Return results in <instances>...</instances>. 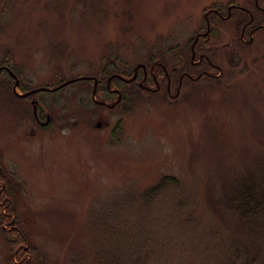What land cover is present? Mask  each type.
Instances as JSON below:
<instances>
[{
    "label": "rangeland",
    "instance_id": "obj_1",
    "mask_svg": "<svg viewBox=\"0 0 264 264\" xmlns=\"http://www.w3.org/2000/svg\"><path fill=\"white\" fill-rule=\"evenodd\" d=\"M3 64L0 211L17 223L0 222V264H115L117 245L134 264L146 236L160 253L139 264L252 246L223 195L264 166V0H1ZM134 73L133 94L108 105L93 79L14 92ZM164 175L176 183L141 219L140 194ZM13 225L33 253L13 250Z\"/></svg>",
    "mask_w": 264,
    "mask_h": 264
},
{
    "label": "trees",
    "instance_id": "obj_2",
    "mask_svg": "<svg viewBox=\"0 0 264 264\" xmlns=\"http://www.w3.org/2000/svg\"><path fill=\"white\" fill-rule=\"evenodd\" d=\"M9 62L10 61L7 60L3 63ZM8 66L11 67V65L9 64ZM140 69L138 72L139 74L137 73V78L139 76H142L143 74V70ZM120 75L123 76L122 74ZM109 78V86L111 85V88H113L112 90L108 87ZM109 78L107 79L106 75L97 78L96 93L101 94L103 98L101 101L106 102V100L115 97L117 93L121 94V100H127L128 97L133 94V82H135L137 78H134L133 80H125L124 78L118 77L116 75L109 76ZM114 106H116V103H114ZM0 182H3L4 184L6 183L5 176L2 174H0ZM172 183H176L174 177L164 175L159 179L156 184L143 189L142 194H140L139 196L140 200H142V203H144V211H142V214L139 215L141 219H143V217L145 216H150L149 212L150 209H152L150 207H152L153 205V198L157 194H159L161 190H165V188H167ZM4 189H0V199L9 198L7 190ZM223 196L229 206L236 211L238 216L237 226L238 228H240L242 234L246 238L250 236L255 240H251L253 241L252 246H244L243 253H241V246L236 242L231 241L230 243H225L223 252L221 251V255L217 256L215 259V264H264V254H262L264 250V242H262L264 241V166L262 167L260 172H257L253 175L244 176L241 179H236L233 188L230 189L229 193H226ZM8 200H6L7 203L4 202L2 206H8ZM179 203L182 204L183 201H180ZM8 208H10V206H8ZM114 211L115 210L112 208L107 213L109 219L112 217L113 219L116 218L117 220L121 219V211ZM12 214L13 213L11 212V209H7L4 214L0 211L1 224L5 220L10 222L11 224L17 223V219L13 217ZM110 221L112 225L116 228L115 224H113V220ZM136 227L137 226L135 224L132 231H135ZM13 229L14 230H12V233L16 235V238L11 241L13 250L18 251L19 249H22L23 253H33V249L30 246L25 245L26 240H24L20 235L21 233L18 230L19 227L17 225H13ZM119 239L123 240L121 236L118 235V239H115L116 244ZM138 240L139 242H137L134 247V264H139L141 262L147 261V258H154L160 253V251L155 247V244L158 245L159 243H156L154 241V238L146 236L142 238L139 237ZM202 245L206 246L203 243L198 242V249L201 248ZM126 248L128 247L124 246L123 248L118 249L117 245L118 250L116 249L114 257H112V260L115 264V257L117 264H128V262H130L131 255L129 256V254H125ZM120 250L121 252L118 255ZM28 264H31V262Z\"/></svg>",
    "mask_w": 264,
    "mask_h": 264
},
{
    "label": "water",
    "instance_id": "obj_3",
    "mask_svg": "<svg viewBox=\"0 0 264 264\" xmlns=\"http://www.w3.org/2000/svg\"><path fill=\"white\" fill-rule=\"evenodd\" d=\"M141 66H143V65H141ZM2 68H3V67H0V70H1ZM6 69L9 70L8 68H6ZM9 72H10L12 75H14L10 70H9ZM135 76H136V73H134L133 77L128 78V79L124 78V79H126V80H132L133 78H135ZM14 77H15V75H14ZM79 79H93V81H94V87H96V85H97V79H96L95 77H91V76H80V77H76V78H72V79H67V80L61 82L60 84L56 85L55 87H39V88L34 89V90H28V91H26V92H24V93H19V92H17V91H16V88H14V90H15V93H16L17 95L22 96V97H25V96L31 95V94H33L34 92H37V91H53V90H57V89H59V88L65 86V85H67V84H69V83H71V82H74L75 80H79ZM15 80H16V81H15V87H16V85H17V83H18V80H17L16 78H15ZM108 82H109V80H108ZM94 89H95V88H94ZM94 93H95V90H93V95H94ZM93 99H94V101H97V100L95 99V95L93 96ZM98 103L106 104L105 102H100V101H98ZM112 105H113V104H112Z\"/></svg>",
    "mask_w": 264,
    "mask_h": 264
},
{
    "label": "flooded vegetation",
    "instance_id": "obj_4",
    "mask_svg": "<svg viewBox=\"0 0 264 264\" xmlns=\"http://www.w3.org/2000/svg\"><path fill=\"white\" fill-rule=\"evenodd\" d=\"M0 67H3L1 70H6V71H8L6 68L10 69V67H9L7 64L0 65ZM8 72H9V71H8Z\"/></svg>",
    "mask_w": 264,
    "mask_h": 264
}]
</instances>
